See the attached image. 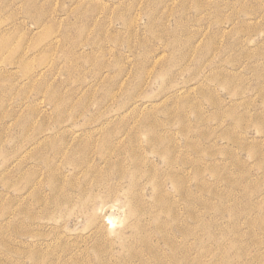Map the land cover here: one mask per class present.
<instances>
[{
    "label": "rangeland",
    "instance_id": "obj_1",
    "mask_svg": "<svg viewBox=\"0 0 264 264\" xmlns=\"http://www.w3.org/2000/svg\"><path fill=\"white\" fill-rule=\"evenodd\" d=\"M0 35V264H36L34 242L21 237L30 227L20 223V150L48 137L49 151L58 127L101 122L171 129L196 160L193 216L189 204L174 206L193 229L194 264H264V0H0ZM35 162L28 155L29 175ZM75 221L68 236L87 234ZM136 248V264H154L157 251ZM82 256L100 263L92 249Z\"/></svg>",
    "mask_w": 264,
    "mask_h": 264
},
{
    "label": "bare ground",
    "instance_id": "obj_2",
    "mask_svg": "<svg viewBox=\"0 0 264 264\" xmlns=\"http://www.w3.org/2000/svg\"><path fill=\"white\" fill-rule=\"evenodd\" d=\"M6 42L7 38L0 35V44L5 45ZM110 74L112 76V72ZM124 82L120 87H124ZM127 127L116 130L102 122L85 128L60 126L54 135L49 136L55 137L49 151L41 147L48 137L20 150L17 167L22 182H26V188L23 184L24 190L21 189L18 196L19 214L22 215L20 223L23 229L30 227L23 230L21 237L26 235L34 242L36 264H57L58 260L53 256L57 252L66 255L68 260H74V264H84L82 255L90 249L98 254L101 264H136L142 261L144 250L136 248L130 252L135 243L146 246L151 254L154 250L158 252L152 254L154 264H194L190 241L193 229L186 228L180 221L181 214L174 206L180 202L189 204L190 216H193L196 160L190 151H180L171 129ZM28 155L36 160V165L30 167L37 166L31 175L25 167ZM159 168L164 171L159 172ZM168 183L175 187L173 196L167 192ZM148 195L154 199L151 202L156 215L154 224H157L154 231H150L148 226L150 206L145 203ZM27 204L33 211H29ZM76 205L80 208L71 210V206ZM115 209L121 212L119 217L114 214ZM136 212L139 216L135 221H127L122 229H115L118 218L125 221ZM157 212L159 215L165 213L166 218L159 219ZM72 220L87 222L88 233L68 236L66 229ZM82 237L86 242H82L84 245L78 239ZM117 246L120 251L127 249L130 253L121 258Z\"/></svg>",
    "mask_w": 264,
    "mask_h": 264
}]
</instances>
